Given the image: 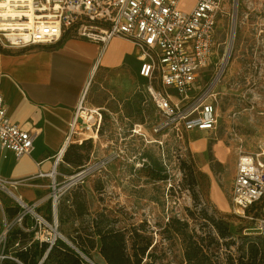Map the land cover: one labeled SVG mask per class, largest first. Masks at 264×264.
<instances>
[{
  "label": "rangeland",
  "instance_id": "rangeland-1",
  "mask_svg": "<svg viewBox=\"0 0 264 264\" xmlns=\"http://www.w3.org/2000/svg\"><path fill=\"white\" fill-rule=\"evenodd\" d=\"M181 2L183 8L192 4ZM220 5L213 57L201 78L204 85L214 77L225 53L215 87L216 127L183 138L156 135L151 128L156 114L135 127L141 133L136 135L133 126L117 131L105 117L100 138L67 152L76 161L74 171L109 153L114 158L61 196V234L89 239L96 223L126 229L131 254L147 246L141 264H184L190 239L203 246L205 264H238L241 255L243 264H264V237L256 239L259 252L251 257L247 245L255 234L247 228L253 223L230 204L237 154L264 148V0H221ZM128 111L123 115L129 118ZM213 221L226 225L230 236L221 237Z\"/></svg>",
  "mask_w": 264,
  "mask_h": 264
},
{
  "label": "built area",
  "instance_id": "built-area-1",
  "mask_svg": "<svg viewBox=\"0 0 264 264\" xmlns=\"http://www.w3.org/2000/svg\"><path fill=\"white\" fill-rule=\"evenodd\" d=\"M181 1L0 0V44L23 47L53 43L65 33L101 47L115 37L131 42L139 50V74L148 80L146 92L160 115L152 126L153 133H172L183 138L191 130L209 131L216 127L215 87L223 73L225 53L217 63L220 67L214 77L203 85L202 74L213 57L221 0H192L190 8H183ZM105 113L101 107L86 106L81 99L69 124L66 142L81 144L85 135L97 138ZM135 127L131 129L134 134ZM36 136V131L23 129L10 120L0 95V146L21 157L33 150ZM59 157L60 153L55 165ZM113 158L109 153L95 159L62 180L55 178L54 169L35 175L51 178L49 200L53 215L68 188L82 184ZM32 178L0 177V195L7 196L18 209L11 219L3 214L0 220V264L8 258L17 260L14 252L25 243L45 242L50 248L62 237L55 217L48 219L37 209L39 203L25 202L16 195L17 187ZM230 204L234 213L252 221L248 233L264 236V148L237 154ZM16 228L27 235L24 243L11 239Z\"/></svg>",
  "mask_w": 264,
  "mask_h": 264
},
{
  "label": "crops",
  "instance_id": "crops-1",
  "mask_svg": "<svg viewBox=\"0 0 264 264\" xmlns=\"http://www.w3.org/2000/svg\"><path fill=\"white\" fill-rule=\"evenodd\" d=\"M138 55L139 50L135 45L118 37L111 39L105 47L66 33L53 43L23 47H5L0 44V95L7 116L23 129L37 133L33 150L21 157H16L12 151L0 146V177H34L29 183L18 186L15 193L25 202L39 203L37 209L48 219L51 214L57 223L58 219L62 221V209L58 211L57 205L53 215L49 200L51 178L35 175L54 169L55 178L62 180L76 169V161L70 160L67 152L79 143L66 140L69 124L81 99L88 107L105 109L102 126L105 117L110 116L114 121L111 125L117 131L119 127L123 131L135 125H145L151 115H158L153 125L160 120V115L146 92L148 80L139 74ZM154 85L158 88V81H155ZM126 108L131 114L129 118L123 115ZM119 115L122 117L120 121ZM191 133L192 130L185 136L190 137ZM82 138L83 141L89 140L86 135ZM94 141L92 139V142ZM107 141L113 143L112 140ZM58 153L60 157L55 165L54 160ZM0 196V220L3 214L11 219L18 209L3 193ZM66 196L67 193L64 197ZM5 197L7 202H4ZM95 225L94 227L91 224L93 231L87 236L89 239L81 235L71 238L63 234L61 239L68 241L69 245L84 244L83 248L87 251L85 256L90 262L84 260L89 264H108L100 252V237L94 231L95 228H105L108 225ZM92 234L94 236H91ZM11 239H20L24 243L27 235L24 238L18 235L12 238L11 235ZM88 241L94 246L86 247ZM129 248L127 246V253L131 254ZM48 250L49 248L37 264L44 260Z\"/></svg>",
  "mask_w": 264,
  "mask_h": 264
},
{
  "label": "trees",
  "instance_id": "trees-1",
  "mask_svg": "<svg viewBox=\"0 0 264 264\" xmlns=\"http://www.w3.org/2000/svg\"><path fill=\"white\" fill-rule=\"evenodd\" d=\"M84 142V141H83ZM82 142V143H83ZM81 143V144H82ZM70 147V146H69ZM60 218V216H59ZM213 225L219 231L221 237L230 236V232L226 225L213 221ZM95 231L100 237V252L106 259L108 264H141L142 257L146 247L142 248L140 252L133 254L127 253V231L126 229H116L111 226L105 228H95ZM12 238L17 235L24 238L26 234L19 229L13 230L11 233ZM262 235H255V240L248 242L247 250L251 253V257L258 254L259 249L257 246L256 239ZM264 237V236H263ZM244 240L249 239L248 236H243ZM72 240V239H71ZM35 243V242H34ZM25 243L21 248H17L14 252V259H5L1 264H37L38 260L43 256L48 244L42 243ZM75 245H69L65 240L58 238L49 248L46 257L40 264H89L84 260L78 251L87 255V251L83 248L84 244L74 243ZM87 246L93 247L91 241L86 242ZM203 246L196 243V241L190 239L187 241V245L184 251V264H205L204 261L207 257L202 254ZM243 255L239 260L238 264H243ZM250 262L249 264H253ZM211 264V263H210ZM234 264V263H230Z\"/></svg>",
  "mask_w": 264,
  "mask_h": 264
},
{
  "label": "water",
  "instance_id": "water-1",
  "mask_svg": "<svg viewBox=\"0 0 264 264\" xmlns=\"http://www.w3.org/2000/svg\"><path fill=\"white\" fill-rule=\"evenodd\" d=\"M67 242H68V241H67ZM78 252H79V254L81 255V257H83L84 259H86L87 261L90 262V260H89L88 257H86L82 252H80V251H78Z\"/></svg>",
  "mask_w": 264,
  "mask_h": 264
},
{
  "label": "bare ground",
  "instance_id": "bare-ground-1",
  "mask_svg": "<svg viewBox=\"0 0 264 264\" xmlns=\"http://www.w3.org/2000/svg\"><path fill=\"white\" fill-rule=\"evenodd\" d=\"M231 44V43H230ZM230 48V47H229ZM135 133H136V135H141V133H140V130L139 129H136L135 130ZM97 138H98V136H97Z\"/></svg>",
  "mask_w": 264,
  "mask_h": 264
}]
</instances>
